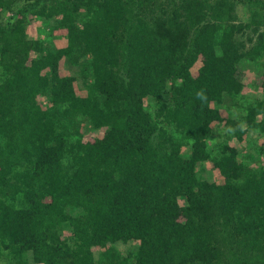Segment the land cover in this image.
Listing matches in <instances>:
<instances>
[{
	"label": "trees",
	"instance_id": "1",
	"mask_svg": "<svg viewBox=\"0 0 264 264\" xmlns=\"http://www.w3.org/2000/svg\"><path fill=\"white\" fill-rule=\"evenodd\" d=\"M252 70L264 0H0V264H264Z\"/></svg>",
	"mask_w": 264,
	"mask_h": 264
},
{
	"label": "rangeland",
	"instance_id": "2",
	"mask_svg": "<svg viewBox=\"0 0 264 264\" xmlns=\"http://www.w3.org/2000/svg\"><path fill=\"white\" fill-rule=\"evenodd\" d=\"M45 32L44 27L41 25L39 20H34L31 27L29 28V35L32 37L34 35H37L38 37H41ZM258 62H263V60H260ZM258 69L261 68L259 64L256 65ZM192 72L194 75H197V67H194L192 69ZM257 73L255 74L254 70L248 71L245 76V87L243 94L247 95L250 99H255V97H262L264 96V89L262 88H256V89H250L254 83L252 80L256 77ZM244 101L243 98H241L238 101V106L234 105L233 107L228 109H222L221 114L224 117H234L235 119L239 120L242 125L245 127V121L244 118L247 114V105H243L242 102ZM217 129V136L216 138L210 143L213 152L217 153L219 150V146L223 144H230L232 146H236L239 149H245L246 147L254 150L256 153L260 155V150L264 152V133L253 131L252 133L246 132L245 138L243 140H239V138L235 135L233 129L230 126L220 124L216 125ZM249 141L251 143H249ZM259 162V161H258ZM252 166L255 168H258V166H261V163L264 165V157H262L261 163H253L250 162ZM208 167L211 168L212 165L208 163Z\"/></svg>",
	"mask_w": 264,
	"mask_h": 264
}]
</instances>
